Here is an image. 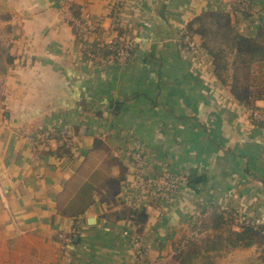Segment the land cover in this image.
<instances>
[{
    "label": "crops",
    "instance_id": "1",
    "mask_svg": "<svg viewBox=\"0 0 264 264\" xmlns=\"http://www.w3.org/2000/svg\"><path fill=\"white\" fill-rule=\"evenodd\" d=\"M236 1L126 0L120 26L135 47L120 65L89 59L64 15L75 4L107 33L112 0H0V44L11 57L0 73V264H173L192 207L264 219V123L248 121L198 36L193 49L176 41L193 18L217 10L264 44V0H248V14ZM61 128L75 134L73 146ZM132 142L149 151L148 169L164 163L187 176L168 208L146 205L143 223L117 216ZM118 161L127 170L116 203L97 190L73 213L80 186L98 169L117 175Z\"/></svg>",
    "mask_w": 264,
    "mask_h": 264
},
{
    "label": "trees",
    "instance_id": "2",
    "mask_svg": "<svg viewBox=\"0 0 264 264\" xmlns=\"http://www.w3.org/2000/svg\"><path fill=\"white\" fill-rule=\"evenodd\" d=\"M240 1H236L233 6L234 10L240 9ZM248 6L249 2L244 9L247 14ZM67 8L73 15L77 17L81 15L79 6L69 3ZM68 23L77 34L78 31L75 26L69 21ZM117 31L119 33L124 31L120 23L117 26ZM183 34L188 35L190 38L199 37V45L212 58L215 77L229 89L235 100L243 105L253 106L256 100L264 99V45L255 37H247L238 33L231 24L228 12L217 10L202 12L187 24ZM223 45L227 48L222 47ZM90 50L100 52L102 55L108 52L105 47L97 45H92ZM10 62L11 57L7 55L0 44V73L5 71L4 63ZM241 67L246 70V80L244 82H238L236 77V72ZM230 77L232 81L229 83L228 78ZM95 144L99 145L101 142L96 141ZM112 162L113 158L112 160L109 159L107 163ZM119 164L120 169L117 175H110L101 169L95 170L91 178L80 186L76 196L71 201L70 207L73 213L83 212L91 202L93 192L97 190L102 191L101 199L103 202L110 205L116 203V195L125 179L127 170L124 164L121 162ZM211 207L213 212L201 219L202 233L199 238L188 242L184 249L177 250L176 247L173 261L176 264H194L197 260H201V264H213L214 259H218L234 249L256 246L257 250H260L259 260L264 264V233L250 226H242L239 230H235L230 224L229 213L224 214L223 206L211 204ZM122 208L120 214L117 215L119 218L128 217L137 221V223L145 221L146 206L132 208L123 204ZM216 208L221 209L216 211Z\"/></svg>",
    "mask_w": 264,
    "mask_h": 264
},
{
    "label": "built area",
    "instance_id": "3",
    "mask_svg": "<svg viewBox=\"0 0 264 264\" xmlns=\"http://www.w3.org/2000/svg\"><path fill=\"white\" fill-rule=\"evenodd\" d=\"M126 0H112L111 10L109 14L110 24L108 32L104 33L97 24L90 22V14L88 12L81 13L79 17L72 14L71 11L65 10L64 15L77 29L78 38L82 42L83 53L94 63H117L126 64L133 57L135 47L134 40L126 37L124 31L119 33L117 26L120 23L119 14L123 9ZM248 0H241L239 3L240 10L245 9ZM70 3V2H69ZM180 48L193 49L195 42L188 35L183 34L176 40ZM92 45L105 47L107 53L102 55L99 52L90 50ZM245 109L248 121L252 124L264 123V106H246ZM62 143H71L72 146L76 141V136L67 128H61L57 131ZM51 134H41L42 138H48ZM127 156L128 162V178L125 182L124 190L127 195L122 204L131 206L132 208H140L142 206L151 205L156 208H168L181 195L182 189L186 185L187 176L181 170H172L167 164H160L156 169H148L147 160L150 158L149 151L140 143L132 142L128 146ZM224 214H228L231 218V225L234 229H240L242 226H250L255 230L264 233V219L256 220L252 216L242 214L234 210L228 209L229 206L221 205ZM147 207V206H146ZM222 208V207H221ZM221 208H216L220 211ZM228 210V211H226ZM213 212L211 205L204 207L198 211V214L188 217L189 225L186 233L180 238L177 244V250L184 249L188 242L196 240L201 235V219L202 217ZM135 246H139V239H133ZM137 252H140L139 250Z\"/></svg>",
    "mask_w": 264,
    "mask_h": 264
},
{
    "label": "rangeland",
    "instance_id": "4",
    "mask_svg": "<svg viewBox=\"0 0 264 264\" xmlns=\"http://www.w3.org/2000/svg\"><path fill=\"white\" fill-rule=\"evenodd\" d=\"M182 36V35H180ZM179 36V37H180ZM262 45H264L263 43H261ZM222 47L227 48V46L223 45ZM201 48V47H200ZM230 56V55H228ZM230 72V71H229ZM246 70H244L243 67H241L240 70H238L236 72V77L238 78V82H244L246 80ZM232 81V78H228V82L230 83ZM259 126L261 124H258ZM208 206V205H207ZM206 204H202V205H197L195 208L192 207V210L190 211L189 214V219L190 217L194 216V214H198V211H200L202 209V207H207ZM228 209L231 210V208L229 207ZM228 211V210H226ZM257 217V216H256ZM256 220H262L261 218H255ZM231 220V219H230ZM232 223V221H230V224ZM248 249V251L242 252L239 255H233V256H222L218 259H214V263L213 264H257L258 263V258L257 256H259L260 250H257L256 246H252L250 248H245ZM251 249V250H249ZM254 249V250H253ZM257 258V259H256ZM173 259V258H172ZM171 263L176 264L175 261L171 260ZM194 264H201V260H197Z\"/></svg>",
    "mask_w": 264,
    "mask_h": 264
},
{
    "label": "water",
    "instance_id": "5",
    "mask_svg": "<svg viewBox=\"0 0 264 264\" xmlns=\"http://www.w3.org/2000/svg\"><path fill=\"white\" fill-rule=\"evenodd\" d=\"M164 4L162 5V8H161V10H160V13L163 15V9H164ZM193 180H194V177H192L191 178V183H190V185H193Z\"/></svg>",
    "mask_w": 264,
    "mask_h": 264
}]
</instances>
